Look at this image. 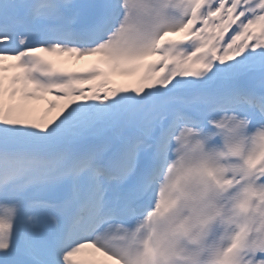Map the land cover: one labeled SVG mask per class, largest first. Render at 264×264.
Returning a JSON list of instances; mask_svg holds the SVG:
<instances>
[{
    "label": "snow or ice",
    "instance_id": "snow-or-ice-1",
    "mask_svg": "<svg viewBox=\"0 0 264 264\" xmlns=\"http://www.w3.org/2000/svg\"><path fill=\"white\" fill-rule=\"evenodd\" d=\"M0 264H264V0H0Z\"/></svg>",
    "mask_w": 264,
    "mask_h": 264
}]
</instances>
